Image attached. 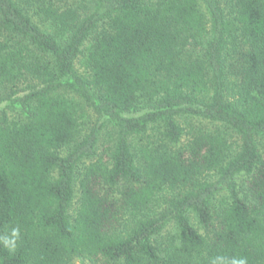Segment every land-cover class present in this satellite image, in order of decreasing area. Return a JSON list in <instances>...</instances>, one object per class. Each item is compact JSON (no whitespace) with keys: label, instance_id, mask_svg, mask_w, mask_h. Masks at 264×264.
Here are the masks:
<instances>
[{"label":"trees","instance_id":"16d2710c","mask_svg":"<svg viewBox=\"0 0 264 264\" xmlns=\"http://www.w3.org/2000/svg\"><path fill=\"white\" fill-rule=\"evenodd\" d=\"M217 255L264 264V0H0V264Z\"/></svg>","mask_w":264,"mask_h":264},{"label":"rangeland","instance_id":"374dc122","mask_svg":"<svg viewBox=\"0 0 264 264\" xmlns=\"http://www.w3.org/2000/svg\"><path fill=\"white\" fill-rule=\"evenodd\" d=\"M29 8H30V11H33V10H34V8L31 7V6H29ZM203 123H204L205 125H207L208 127H212V126H214V125H212V124H210V123H207V122H203ZM219 126H220V128L224 131L225 136H226V138H227L229 144L231 145V149H232L233 151L237 150V148H238V144H239V138H238L237 134H236L233 130H231V129L225 127L224 125H219ZM103 132H104V130L102 131V133H103ZM105 136H106V135L103 133L101 137L103 138V137H105ZM192 221H193V223H195V222H194V219H193ZM174 231H175V230H174V225H173V224H168V226H166V227L163 229V231L161 232V235L165 236L166 234H168V233H173ZM73 264H90V263H89L88 261H86V260L76 259V260L73 262Z\"/></svg>","mask_w":264,"mask_h":264},{"label":"clouds","instance_id":"9594fccd","mask_svg":"<svg viewBox=\"0 0 264 264\" xmlns=\"http://www.w3.org/2000/svg\"><path fill=\"white\" fill-rule=\"evenodd\" d=\"M20 232L18 228H13L11 231V237H4L3 243L5 247H7L9 250H13L16 246V240L19 239ZM210 264H247V259L245 257H233L230 260H227L224 256L217 255L214 257Z\"/></svg>","mask_w":264,"mask_h":264}]
</instances>
